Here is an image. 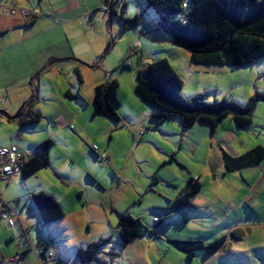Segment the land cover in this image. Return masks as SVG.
<instances>
[{"label":"rangeland","instance_id":"1","mask_svg":"<svg viewBox=\"0 0 264 264\" xmlns=\"http://www.w3.org/2000/svg\"><path fill=\"white\" fill-rule=\"evenodd\" d=\"M128 2L129 19L136 13L143 15L142 24L136 30L130 28L135 37H141L139 45L145 58L151 62L166 57L173 62L184 81V97L203 93L209 102L227 98L245 106L252 96L264 94V57L243 66L193 64L188 68L183 63L182 53L186 50L155 37L150 27L151 24L157 27L155 22H149L147 14L139 11L131 0ZM0 3L27 6L24 0H0ZM103 6L98 8L103 10ZM61 23L57 19V24ZM137 28L147 29L149 33L141 34ZM78 37L84 36L80 33ZM57 41L67 43L64 32H57ZM96 72L91 68V73ZM132 73L134 78L135 69ZM125 77L119 89L124 103L121 115L128 107L127 94L132 82L131 76ZM86 118L84 124L95 131L93 140L82 135L86 141L80 145L79 139L72 138V154L62 156L63 145L55 144L50 167L41 168L27 178L19 173L8 180L0 179L1 198L12 200L15 205L18 198L24 203L28 191L31 194L44 191L56 198L59 194L65 212L63 218L49 228L44 224L41 233L36 229L37 222L28 220L37 251L42 252L38 240L50 242L47 252H54L60 264H80L76 259L77 248L104 239L99 259L91 264H264V160L259 166L226 172L220 153V148H224L237 155L257 144L264 145L263 98L258 99L249 125L239 127L227 116L217 127L214 139L207 136L196 143L189 137L190 145L182 142V127L176 120H167L156 130L147 129L148 125L135 130L103 115H94L93 111ZM1 120L3 138L11 136V126L23 134L22 128L28 127L36 136L44 126V122H37L19 127L6 116ZM74 124V134H79L77 122ZM94 145L97 152L105 155L104 161L91 149ZM190 173L200 177L203 184L193 198L194 206L186 205L164 217L163 208L179 194ZM29 203L33 206L30 200ZM20 210L26 211L23 206ZM122 212L141 217L148 227V230L140 228V236L126 246L122 245L118 230ZM158 218H163L159 224ZM17 230L20 231L19 226ZM221 236H226L221 248L211 254L198 251L191 260L167 241L168 238H201L211 242ZM29 254L37 262L35 251Z\"/></svg>","mask_w":264,"mask_h":264},{"label":"crops","instance_id":"2","mask_svg":"<svg viewBox=\"0 0 264 264\" xmlns=\"http://www.w3.org/2000/svg\"><path fill=\"white\" fill-rule=\"evenodd\" d=\"M24 1L27 4V0ZM115 1L117 0H35L34 4L42 8L51 5L55 16L31 18L21 14L1 16L0 123H2L1 117L6 116L9 122H14L13 124L22 127L19 124V119L14 118L20 109H22L23 117L40 114L39 122H44V126L41 127L37 136L32 134L33 131L28 127L22 128L23 134L17 127L11 126V131H13L11 136L0 137L1 146L17 144L21 151L30 157L39 154L37 148L43 140L52 138L56 145H63L61 156L72 154L70 144L72 138L79 139L80 145H84L86 141L83 140L82 135L89 141L94 138L95 131H90L84 123L86 117L93 111L96 85L109 78H117L122 85L121 79H125V76L128 75L131 76L132 82L129 94H127L128 103L126 105L128 107L122 114L123 125H130L135 130L142 125H148L147 129L156 130L167 121L157 125L151 118V115L157 111L156 108L142 100L135 90L137 78L136 73L135 77H132V72L134 69L137 71L143 68L150 62L145 58L139 45L141 37H135L130 28L132 26L123 28V23L118 20V15L123 11H125V16L127 12V17H130L128 15L130 11L127 10L130 7L129 0H122L118 3ZM131 1L138 6L139 11L147 14L149 22H155L157 25L155 13L145 5V0ZM113 2L115 5L113 7L114 16L98 8L106 4L112 5ZM27 6L30 7L31 3ZM136 14L140 16V20L135 27L142 24L143 17L142 14ZM56 18L63 23L57 24ZM150 27L154 31L155 37L165 39V41L185 49L186 51L182 53L184 55L183 63H187L188 68L192 67L194 63L191 61V52L187 46L175 41L171 33L159 29L158 26L154 27L151 24ZM134 29L136 30V28ZM61 31L67 37L66 44H60L57 41V32ZM138 31L142 32L139 29ZM80 33L84 36L83 38L78 37ZM171 63L175 67V64ZM91 68L97 72L91 73ZM76 69H78V73ZM67 90H70L75 96L68 97ZM121 107H124L122 100ZM84 109H87V112ZM169 120H176L180 124L179 119ZM75 121L79 134H74ZM198 123L200 126L194 124L186 129L182 128L183 143L187 142L190 145L189 137L196 143L207 136L211 138L215 135L216 137V131L212 132L210 125L203 122ZM71 125H74V128H71ZM18 132L22 134L20 139L16 136ZM52 148L49 159H51ZM233 149L235 148L233 147ZM50 165H52L51 161ZM62 169L61 171H66ZM190 175L193 174L190 173ZM27 194L23 204L18 198V205H15L12 200L8 201L0 196V207L8 205L18 212V222L15 226H10L5 220L0 219V264H50L45 259L43 250L45 244H48L49 249L50 242L44 243L38 240V244L42 245V252H39L37 251V242L32 237L33 233L28 220L34 219L38 223L40 218L37 209L29 203L30 191ZM57 199L59 202L61 201L59 194H57ZM21 206L26 211H21ZM21 212H23L22 215ZM52 224L48 225V228L52 227ZM18 226L20 231L17 230ZM57 230L60 228L57 227ZM21 243L24 244L22 248L20 247ZM31 250L35 251L37 262L29 254ZM57 258L59 257L57 256Z\"/></svg>","mask_w":264,"mask_h":264},{"label":"trees","instance_id":"3","mask_svg":"<svg viewBox=\"0 0 264 264\" xmlns=\"http://www.w3.org/2000/svg\"><path fill=\"white\" fill-rule=\"evenodd\" d=\"M145 5L155 12L159 29L171 33L175 41L189 48L194 64L233 67L247 65L264 57V0H145ZM114 6L113 2L110 13L112 16L115 12ZM124 14L125 11L118 15L119 21V17L123 18L121 20L123 28L127 26L136 28L140 16L136 14L129 19ZM147 32L146 29L145 33ZM76 72L78 73V69ZM136 78V92L142 100L154 105L157 110L151 115L157 125L169 119H179L184 129L197 122H203L210 125L212 132H215L222 119L231 116L237 126L244 127L252 123L258 99H264V94H258L252 96L246 105L242 106L227 98L209 102L203 93L186 98L182 94L184 81L166 57L153 60L138 69ZM119 87L117 78H109L96 85L93 98L94 115H103L123 124ZM66 95L75 96L70 90H67ZM76 96L79 97L78 94ZM14 118L19 119L20 126H24L39 122L41 117L40 114H34L25 118L20 109ZM54 144L52 138L43 140L37 148L39 154L22 161L20 174L23 178L50 165L49 153ZM221 150L226 172L258 166L264 160L262 144H257L237 155L224 148ZM202 186L199 177L190 175L180 193L170 200L169 206L163 208L164 217H170L172 213L186 205L194 206L193 198ZM30 200L39 214L40 232L43 231L44 224L50 225L65 216L61 203L51 193L34 192L30 195ZM162 219L158 218L156 223H161ZM140 228L148 230L141 217L134 218L126 212L119 213L118 230L123 246L132 238L140 236ZM105 241L100 239L98 242L88 244L87 247L77 248L78 262L80 264L96 262ZM167 241L191 260L198 251L211 254L221 248L226 236L218 237L211 242L201 238H168ZM47 246L48 244L43 245L46 256L50 252H47ZM54 264H60V260L57 258Z\"/></svg>","mask_w":264,"mask_h":264},{"label":"built area","instance_id":"4","mask_svg":"<svg viewBox=\"0 0 264 264\" xmlns=\"http://www.w3.org/2000/svg\"><path fill=\"white\" fill-rule=\"evenodd\" d=\"M35 0H27V4L31 3V6H18L14 5H5L0 3V24L2 15H16L21 14L28 17H37V16H55V12L51 5H47L42 8L34 4ZM121 0H117V3ZM105 12L111 13V5L106 4L102 8ZM57 22V18H56ZM146 32V30L142 31ZM73 127V125H71ZM17 138H21L22 134L18 132L16 134ZM92 148L97 152V146L94 145ZM98 158L101 161L106 159L104 154L97 152ZM28 157L21 151L20 147L17 144H11L8 146L0 145V178L8 180L12 175L19 174L21 171L22 161ZM0 219L5 220L10 226H15L18 222V212L16 209L5 205L0 207ZM37 229H41V224H37ZM24 244H20L22 248ZM1 248V246H0ZM46 260L49 263L54 264L57 262V256L54 252H48Z\"/></svg>","mask_w":264,"mask_h":264},{"label":"water","instance_id":"5","mask_svg":"<svg viewBox=\"0 0 264 264\" xmlns=\"http://www.w3.org/2000/svg\"><path fill=\"white\" fill-rule=\"evenodd\" d=\"M119 19H120V22H121V20H123V18H121V17H119ZM185 46H186V45H185ZM44 256H45V259H46L45 252H44Z\"/></svg>","mask_w":264,"mask_h":264}]
</instances>
